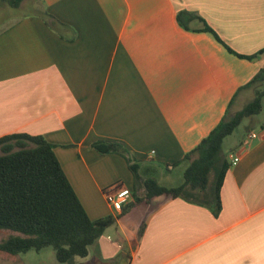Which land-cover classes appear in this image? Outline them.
Here are the masks:
<instances>
[{
    "label": "crops",
    "instance_id": "0c3cea01",
    "mask_svg": "<svg viewBox=\"0 0 264 264\" xmlns=\"http://www.w3.org/2000/svg\"><path fill=\"white\" fill-rule=\"evenodd\" d=\"M36 5L0 27V138L42 136L88 218H116L86 257L58 264H264V97L259 114L222 141L239 161L225 156L218 216L180 198L143 200L146 179L183 183L173 174L183 176L184 156L252 101L245 85L264 67V53L253 61L229 53L199 19L232 52L253 55L264 49V0ZM179 13L196 17L188 29ZM98 141L128 153H99ZM113 185L142 201L121 214L103 193ZM11 235L0 231V241ZM29 252H0V264H45Z\"/></svg>",
    "mask_w": 264,
    "mask_h": 264
},
{
    "label": "trees",
    "instance_id": "16d2710c",
    "mask_svg": "<svg viewBox=\"0 0 264 264\" xmlns=\"http://www.w3.org/2000/svg\"><path fill=\"white\" fill-rule=\"evenodd\" d=\"M22 0H9L8 5L17 8ZM44 20L50 17L43 13ZM186 15V19L183 17ZM196 18L189 13H179L178 23L185 29L187 22ZM203 22L202 32L210 33L229 53L253 61L264 53L243 56L232 52L217 35ZM245 87L255 90L254 98L230 119H222L218 125L182 161L188 163L183 172V183L174 188L160 186L154 179L144 181L145 197L165 195L180 198L188 203L203 205L214 216L221 209L220 189L229 167L221 154L222 141L229 136L246 117L259 114L264 97V67L250 79ZM118 147V148H117ZM92 148L99 153L124 151L118 143L98 141ZM117 148V149H116ZM128 153V152H127ZM131 163L130 157L127 158ZM179 164V163H177ZM176 165V164H175ZM133 169V165L130 164ZM213 178L210 180V175ZM135 199L121 209L127 213ZM107 216L96 221L88 218L78 198L64 175L52 146L42 136L23 133L0 138V231L16 233L0 241V252L18 255L28 251L39 252L52 248L59 263H70L74 258H84L88 248L115 222ZM143 226L139 230L141 234Z\"/></svg>",
    "mask_w": 264,
    "mask_h": 264
},
{
    "label": "rangeland",
    "instance_id": "374dc122",
    "mask_svg": "<svg viewBox=\"0 0 264 264\" xmlns=\"http://www.w3.org/2000/svg\"><path fill=\"white\" fill-rule=\"evenodd\" d=\"M9 0H0V27L4 26L11 20H15L20 18L21 16L27 15L32 13L33 11L42 10L39 5H36V0H22L23 4L21 3L17 8H12L8 5ZM246 122L244 121L241 124L239 129V133H245V128H249ZM245 127V128H244ZM230 150V146L228 147L227 144L221 146V154L226 156ZM182 168H179L174 171L173 176H181V181H183ZM213 178L212 174L210 175V180ZM28 255H33L37 259L41 260L45 264H58L59 262L56 261L54 251L52 248H44L40 250V252L30 251Z\"/></svg>",
    "mask_w": 264,
    "mask_h": 264
},
{
    "label": "built area",
    "instance_id": "2783aa9c",
    "mask_svg": "<svg viewBox=\"0 0 264 264\" xmlns=\"http://www.w3.org/2000/svg\"><path fill=\"white\" fill-rule=\"evenodd\" d=\"M248 137L254 138L256 135L251 133ZM227 159L229 160V164L231 166L236 165L239 161L238 155L233 153H228ZM103 193L106 201L118 211H121L123 206L129 204L132 201L131 193L122 189V187L119 185H113L105 189Z\"/></svg>",
    "mask_w": 264,
    "mask_h": 264
}]
</instances>
